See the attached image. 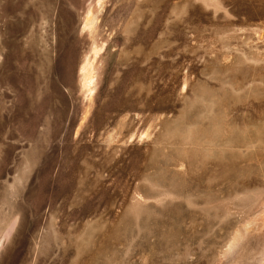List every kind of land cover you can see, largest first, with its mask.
<instances>
[{"label":"rangeland","instance_id":"rangeland-1","mask_svg":"<svg viewBox=\"0 0 264 264\" xmlns=\"http://www.w3.org/2000/svg\"><path fill=\"white\" fill-rule=\"evenodd\" d=\"M0 264H264V0H0Z\"/></svg>","mask_w":264,"mask_h":264},{"label":"bare ground","instance_id":"bare-ground-1","mask_svg":"<svg viewBox=\"0 0 264 264\" xmlns=\"http://www.w3.org/2000/svg\"><path fill=\"white\" fill-rule=\"evenodd\" d=\"M91 8V7H90ZM91 11V10H90ZM90 11H88L87 13H88V15H87V18L86 19H84L85 21H84V24H83V26H88L89 24H90V18L91 17H89L88 18V16H89V14H91V12ZM93 17V16H92ZM90 27V26H89ZM88 27V28H89ZM93 27V26H92ZM87 28V27H86ZM87 28V29H88ZM89 30V29H88ZM89 66H91L90 65V63H88V61L86 60L85 61V63L83 64V66H82V70L83 71H81L80 73V75H81V79H82V81H83V85L84 86H86V84L87 83H89L88 81H90V79H89V77L87 76V68L89 67ZM6 232H8V231H6Z\"/></svg>","mask_w":264,"mask_h":264}]
</instances>
